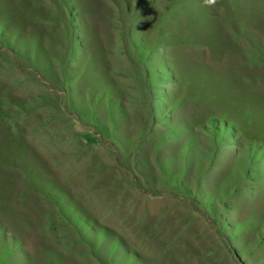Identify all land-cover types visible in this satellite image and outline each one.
<instances>
[{
  "label": "rangeland",
  "instance_id": "obj_1",
  "mask_svg": "<svg viewBox=\"0 0 264 264\" xmlns=\"http://www.w3.org/2000/svg\"><path fill=\"white\" fill-rule=\"evenodd\" d=\"M0 264H264V0H0Z\"/></svg>",
  "mask_w": 264,
  "mask_h": 264
},
{
  "label": "trees",
  "instance_id": "obj_2",
  "mask_svg": "<svg viewBox=\"0 0 264 264\" xmlns=\"http://www.w3.org/2000/svg\"><path fill=\"white\" fill-rule=\"evenodd\" d=\"M69 206V205H68ZM64 204H59V211L63 218L69 223V225L75 230L78 237L87 245H93V234L96 235V239L99 243H102L107 236L105 230L94 231V222L90 220L78 206L71 204L69 207ZM120 240L118 238L113 239L110 248L120 247ZM122 262V261H121Z\"/></svg>",
  "mask_w": 264,
  "mask_h": 264
},
{
  "label": "clouds",
  "instance_id": "obj_3",
  "mask_svg": "<svg viewBox=\"0 0 264 264\" xmlns=\"http://www.w3.org/2000/svg\"><path fill=\"white\" fill-rule=\"evenodd\" d=\"M206 2H207V0H206Z\"/></svg>",
  "mask_w": 264,
  "mask_h": 264
}]
</instances>
